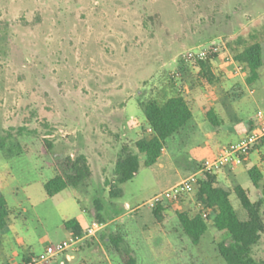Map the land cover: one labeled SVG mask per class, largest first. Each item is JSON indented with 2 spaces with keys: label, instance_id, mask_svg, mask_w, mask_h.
<instances>
[{
  "label": "rangeland",
  "instance_id": "rangeland-1",
  "mask_svg": "<svg viewBox=\"0 0 264 264\" xmlns=\"http://www.w3.org/2000/svg\"><path fill=\"white\" fill-rule=\"evenodd\" d=\"M254 42L264 53V0H0V141L6 145L0 187L11 211V232L0 235V250L19 261L39 255L69 236L70 220L84 228L97 223L95 202L101 201V244L52 264H123L119 250L132 251L138 264H226L218 249L230 238L213 226L196 192L159 205L161 221L150 204L176 183L208 173L203 164L214 157L208 137L217 138L224 122L219 118L214 127L203 116L204 104L220 102L230 118L234 104L246 120L264 113V75L248 84V69L234 58ZM199 48L217 49L209 71L179 59ZM179 94L197 109L198 129L168 142L165 169L142 170L111 199L119 154L150 132L140 104ZM237 137L214 144L225 147ZM44 141L53 144L55 157L88 159V188L46 195L44 184L55 171ZM262 157L264 140L239 170L213 174L243 220L234 190L241 186L251 201L259 199L248 170L254 164L264 170ZM200 212L208 214L209 229L194 245L178 214ZM253 256L264 263V233Z\"/></svg>",
  "mask_w": 264,
  "mask_h": 264
},
{
  "label": "trees",
  "instance_id": "trees-1",
  "mask_svg": "<svg viewBox=\"0 0 264 264\" xmlns=\"http://www.w3.org/2000/svg\"><path fill=\"white\" fill-rule=\"evenodd\" d=\"M234 58L248 69L250 73L248 84H253L259 79V72L264 67L263 46L260 42L247 45L241 51H234ZM209 63L210 61L199 62L194 65L205 72L210 69ZM140 107L150 132L145 133L134 144L132 150L124 148L119 154L114 170L115 180L109 192L111 199H119L123 194L120 187L131 182L139 172L154 167L165 152L170 140L176 137L189 139L190 134L196 129L193 112L186 99L180 94L165 101L149 100L141 103ZM208 120L214 127L221 125V121L212 110L208 113ZM255 128L256 122L250 132ZM43 144L44 152L51 159L55 171V177L44 184L48 197H55L69 189L88 188L92 172L85 156H79L76 159L55 157L52 152L53 144L49 141H44ZM5 147V142L1 140L0 149ZM261 164L264 167V157L261 158ZM248 175L253 188L261 190V196L253 202L245 189L241 186L235 188V194L247 214L245 220L241 219L235 211L230 200V192L219 186L216 175L207 173L201 177L195 194L197 202L204 211L207 210L212 214L213 226L230 238L229 243L222 242L218 249L226 264H264L253 256V249L258 245L264 233L262 217L264 170L259 166H253L249 168ZM159 208L160 206H157L154 215L156 220L161 221ZM103 209V203L96 201L94 217L97 223L104 222L101 217ZM10 216V207L0 188V234L2 235L10 230ZM178 217L184 234L194 245H198L208 232L210 218L205 217L202 212L194 217L187 213H180ZM66 229L74 236H81L84 231V227L76 219L67 222ZM119 254L123 264H137L131 252L119 250Z\"/></svg>",
  "mask_w": 264,
  "mask_h": 264
},
{
  "label": "built area",
  "instance_id": "built-area-1",
  "mask_svg": "<svg viewBox=\"0 0 264 264\" xmlns=\"http://www.w3.org/2000/svg\"><path fill=\"white\" fill-rule=\"evenodd\" d=\"M217 54V49H192L182 53L179 57L183 64H195L207 62L212 55ZM230 60V59H228ZM264 140V113L259 112L256 117V128L247 134L237 143L229 144L223 147L218 154L212 159L206 160L204 165L205 171L213 175L222 170L229 169L235 171L238 166L243 164L246 157L253 151L261 141ZM199 184L197 174L183 180L173 189L166 191L164 194L157 196L150 204L151 208H156L165 202H177L184 193H195ZM208 214H205L207 217ZM105 225L94 223L86 228L81 236L69 235L64 241L48 246L41 254L32 255L27 261L21 264H52L53 260L73 250L85 240L97 237L104 230Z\"/></svg>",
  "mask_w": 264,
  "mask_h": 264
},
{
  "label": "crops",
  "instance_id": "crops-1",
  "mask_svg": "<svg viewBox=\"0 0 264 264\" xmlns=\"http://www.w3.org/2000/svg\"><path fill=\"white\" fill-rule=\"evenodd\" d=\"M261 70L259 72V75L260 76H259V79L257 81H259L260 79H262V76L264 75V74H262V71ZM252 91L254 92V90H252ZM190 108H191V110L193 112V115H194L195 124H196L195 131H196L198 129V125H197V121H196V116H197V113H196L197 111L196 110L197 109H195L194 107H191V106H190ZM231 109L232 110H231L230 113H232V115H233V116H231V118L228 116V114L225 113V111L222 110V106H221L220 102L217 103V104H212V103H210L208 101V103H206V105L204 104V107L202 109V111H205L203 113V116L205 118L206 117L208 118V113H209L210 110H212V111L215 112V114L217 115V117L220 118L224 122V124L222 125V127L219 128L220 130H218L219 132L217 134H219V135L217 136V138H214V136L212 138L211 137H208V140H210V142H211V143H208V144H210L208 147L211 150V153L214 154V156L216 154H218L219 151L223 148V147H218V146L215 145L216 142L218 141V138L219 137H221V136L231 137V136L236 135V136H238L237 137L238 138V141L237 142H239L241 139H243L246 136L245 133L247 132V129L250 128V127L253 128V126H254V124L256 122V120H253V119L252 120L243 119V117H241L242 110H241V108H239L237 106V104L236 105L234 104V106H231ZM230 144H233V143H230ZM164 161H165V154L163 153L162 157L160 158V160L158 161V163L155 166H160L162 169H165V167H164ZM241 166L242 165L238 166L236 168V170H239V168ZM253 166H257V165L254 164ZM236 170H235V172H236ZM177 184L178 183H176L175 186H177ZM80 223H82V222H80ZM10 232H11V226H10V230H9V232L7 234H5V235L0 234V235L6 236ZM68 235H71V233L69 232ZM99 243L101 244L100 240L98 238H96V237L95 238H92V239L85 240L84 242H82L81 244H79L77 247H75L73 250L68 251L67 252L68 254L66 253L64 255H69V257H71L73 259L75 256H77L79 254V252L88 251V253H89L90 251L94 250V246L99 245ZM126 251H129V250H126ZM129 252H131L132 255H133V257H134V253L132 251H129ZM31 256H32V254L31 255H26V256H24L22 258L21 261L15 260V259L13 260V256L10 255L9 253H7L3 249V250H0V260H1L0 261V264H21V263L27 261ZM136 262L138 264L137 259H136Z\"/></svg>",
  "mask_w": 264,
  "mask_h": 264
}]
</instances>
